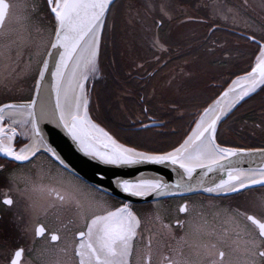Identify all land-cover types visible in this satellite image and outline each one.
<instances>
[{"label":"snow or ice","instance_id":"1","mask_svg":"<svg viewBox=\"0 0 264 264\" xmlns=\"http://www.w3.org/2000/svg\"><path fill=\"white\" fill-rule=\"evenodd\" d=\"M244 3L247 6V0ZM116 8V0H45V11L41 13L40 4L33 3L32 11L38 13L34 26L37 38L23 42L7 39L0 47V61L4 62L0 70V94L15 96L22 91L19 81L23 75L34 74L30 99L0 102V158L4 160L0 163V172H7L6 179L25 203L26 214L56 215L68 231H71L69 225L83 222L82 229L69 237L62 235L60 228L49 232L42 224L29 230L21 217V233L32 245L39 244L35 249L38 255L56 257L44 264H153L156 255L162 257L159 264H264V199L254 206L256 211L252 214L228 211L221 227L203 214H197L190 221L177 219L178 229L183 230L186 225L189 229L179 239L173 235L172 225L164 223L157 213L154 219L163 231L149 230L145 237L141 231L142 221L129 204L115 209L109 204V193L98 186L105 179L103 175L96 185L84 184L48 143L41 124L62 130L83 156L101 165L130 167L146 163L172 165L181 170L174 184L160 179L117 177L113 183L127 196L208 193L229 198L253 186L264 188V147L244 149L218 143L219 125L223 120L238 106L264 93V26L259 28V35L253 30L246 37L257 46L258 53L254 54L255 63L250 71L230 73L235 78L230 83L222 82L227 87L215 98H209L210 102L205 100L197 106L194 126H190L182 142L171 151H142L121 142L117 132L101 127L90 115L95 82L106 78L101 65L105 35L112 33L115 43ZM12 9L11 0H0V39L7 38L5 21L10 18ZM161 11L166 14L164 7ZM160 24L158 20L157 29ZM148 41L152 49L166 50V41L158 31ZM21 46L29 50V59L22 71L18 70L23 55ZM113 79L118 81V75ZM119 91L121 95L130 94L124 88ZM17 137H23L28 143L17 149ZM43 153L51 158L50 164L55 162L56 171L53 173L51 168L45 171L41 167L40 179L46 178L49 182L39 185L44 195L36 201L32 197L38 189L36 181L22 177L18 169L35 165ZM252 153L260 154L261 163L257 167H240L243 158ZM13 162L18 163L9 170L8 165ZM197 169L202 171L199 178L194 179ZM213 171L219 172V178L205 183L203 177ZM16 203L7 193L0 201L6 210ZM68 209L74 210V219L64 223L62 217ZM189 211V204L180 205V213ZM249 222L254 227H249ZM165 234L176 239L174 246L166 245L168 254L161 251L164 246L161 236ZM190 235H195V244L188 243ZM138 241L142 243L139 248ZM185 245L191 252H185ZM24 251L22 247L13 249L7 241H0V264H21Z\"/></svg>","mask_w":264,"mask_h":264},{"label":"rangeland","instance_id":"2","mask_svg":"<svg viewBox=\"0 0 264 264\" xmlns=\"http://www.w3.org/2000/svg\"><path fill=\"white\" fill-rule=\"evenodd\" d=\"M144 2L146 5L138 6L135 9L131 2L128 4L126 0L117 1L115 43H113L112 33H107L101 54V65L106 78L95 82L90 104V115L94 122L104 125L106 130L117 132L121 142L135 145L141 150L147 149L150 143L149 139H154L158 132L162 135V137L160 136L161 143L168 141L170 134L174 132H177L179 136L181 130L189 125V119L191 117L193 119L198 114L197 106L209 98H215L218 94L217 84L219 83L216 82L222 83L226 77L233 79L235 75L230 76V73L242 74L246 69L244 61H242L244 47L228 45L231 44L229 36H225L223 32H216L212 35L211 38L214 37L217 43L209 47L203 42L208 38V33L204 31L205 26L192 22V19H197V14L190 11L183 13L182 17H186L185 19H179L178 22L183 23L182 26L175 28L172 26L169 30L170 34L173 33L175 40L186 42L182 47L189 46L187 45L189 43L193 44L191 43L193 38L197 37L192 34L195 31L201 40L196 38L195 40L198 39V42L187 49H191V57L198 55L194 59H198V53H200V60L192 63L194 59L187 58L180 62L183 71L176 72L167 66L162 68L165 70L164 73H162V69L158 68L148 77L147 73H142L136 65L143 64L142 69L148 70L149 68L146 67L149 64L147 57L151 54L148 38L157 32L158 21L157 18L152 19L150 16L152 14L153 17L158 16L162 23L168 18L169 21L166 20V23L171 25L172 21L182 14L176 6L169 14L168 1L166 0H144ZM144 7L148 12L144 11ZM162 7L166 9L168 17H165L164 12L161 11ZM219 11H214L217 18L221 15L220 12L222 13ZM188 17L191 18V21ZM165 38L166 36L162 35V39L166 40ZM218 43L220 45H217ZM194 48H197L196 52L193 51ZM3 63L0 61V67L3 66ZM25 63L19 62L18 70L22 71ZM156 65L153 63V66ZM129 72L133 75H127ZM114 75H118V81L113 79ZM125 75L129 79H124ZM33 80L34 74H26L23 75L19 84H32ZM89 87L91 88L93 85L89 84ZM121 88L126 89L130 94L121 95L119 91ZM140 97L144 99L141 100ZM147 107L156 116H160V112L164 111V118L168 117V123L163 120L161 124L158 119L159 122L151 116L147 117L148 113L145 111ZM245 110L249 109L241 107L235 115L242 111L245 112ZM189 115L190 118H188ZM256 120L260 124L257 130L252 131L247 125L249 123H246L242 125L243 131L239 132H236L235 126L230 125L227 121L229 124L226 122L227 125L221 127L219 141L230 145L239 144L240 140L241 142L250 140L253 145H264V114L257 112ZM144 125H148V127H144ZM121 130L126 131L121 132Z\"/></svg>","mask_w":264,"mask_h":264},{"label":"flooded vegetation","instance_id":"3","mask_svg":"<svg viewBox=\"0 0 264 264\" xmlns=\"http://www.w3.org/2000/svg\"><path fill=\"white\" fill-rule=\"evenodd\" d=\"M168 1L167 10L169 14L175 9L181 11V16L176 20L170 23H166L169 21L167 18L164 22L160 24L159 29H157L160 37L162 35L166 36L165 43V51H157L155 49L150 48L151 54L148 58L149 64L146 65L147 69L140 68L142 73H147L146 75L149 77L150 73L156 72V69L166 68L170 66L174 71L180 72L183 71V66H180V62L186 60L187 58H196L197 56H190L191 49H187L189 46L198 42L199 35L193 31L192 34L194 36L197 35L196 38H193L191 43L187 44L189 46H183L185 41H178L173 38V33L170 34L169 28L174 26H182L183 23H179V19L183 20L186 17L183 13L185 12H193L197 14V19H192V22L198 25H204L205 30L208 34V38L205 39V42L209 47L216 45L217 41L212 37V35L216 32H223L225 36H229L230 43L228 44L231 47L233 45H239L244 47V52L242 55L244 59V68L246 71L248 67L253 62L255 55L257 53V46L252 42L246 39L247 35L255 31L256 35H259V28L264 26V0H247V6H245L244 0H166ZM126 2H131L132 7L137 9L138 6L146 5L144 0H126ZM170 2V3H169ZM13 4L12 13L9 19L5 21V32L7 34L6 39H0V47L4 43L7 42V39H15L18 41H28L35 40L37 38V34L34 31V26L37 22L38 13L32 11L33 3L40 4V12L43 13L45 11V0H11ZM231 9V11H229ZM222 11V13L220 11ZM144 11L148 12L145 9ZM214 11H219L221 15L216 16ZM169 14H165V17H168ZM152 19L157 18L158 16L153 17V14L150 16ZM191 21V18L188 17ZM188 21V20H187ZM170 25V26H169ZM169 30V32H168ZM205 37V35H204ZM211 38V40H210ZM235 39V41H233ZM201 39H199L200 41ZM180 42V43H179ZM217 45H220L219 43ZM194 47V46H193ZM194 48L193 51H195ZM21 50L23 52L22 59L20 62L24 63L29 59V50L21 46ZM196 52V51H195ZM198 52V51H197ZM200 52V51H199ZM198 59H194L193 62H197L200 60V53ZM146 58V59H147ZM153 63H156V66H153ZM0 67V70H2ZM134 71V70H133ZM136 72V71H134ZM165 70L162 69V73ZM130 73V72H129ZM133 75V73H131ZM224 80H230V77H226ZM34 83V80H33ZM33 83L21 84L20 87L22 91L17 92L15 96L12 94L3 95L0 94V102H7L10 100H14L15 102H23L31 98L32 92L30 91ZM217 84L218 94L227 86V84H223L220 82ZM222 85V86H221ZM258 99L264 100V93L260 95L254 96L247 103H244L241 107L243 108H251L256 104L255 101ZM141 122V121H140ZM143 125V123H141ZM104 126V125H103ZM221 133V128L218 131V142L221 145L225 146H234V147H249L251 144H223L219 141ZM262 135V134H261ZM28 141L23 137H17L15 141V146L18 149L26 144ZM249 142V141H248ZM259 147H264V145H259ZM51 158L46 154L40 155L39 160L36 161L35 165H27L20 167L18 171L21 173L22 177H31L36 181L38 189L37 191L32 193L33 199L39 201L40 198L44 195L41 191H39V185L47 184L49 181L45 178L44 180L40 179L41 167L47 171V169L51 168L53 173H55V162L49 163ZM0 163H4V160L0 158ZM18 162H13L8 165L9 170L16 167ZM7 172H0V201L4 198L7 193L10 197L15 199L17 203L10 209L6 210L2 205H0V241H7L9 245L15 248H24L25 251L21 257V264H44L45 261L55 260V256H40L37 254L35 250L39 247V244L36 246L32 245L31 241L24 237V235L20 231L21 217H23V224L26 225L29 230H34L35 226L38 224H42L45 228L49 230V232L56 230L57 228L61 229L62 235L71 236L73 232L82 229L83 222L76 221L74 224L69 225L71 231H68L62 227L61 219H58L56 215L49 214L38 215V216H30L25 212V203L21 201L16 194L15 190L9 185L7 179ZM66 178H68L66 176ZM81 180V179H80ZM82 181V180H81ZM84 184L86 182L82 181ZM89 185V184H87ZM23 187V184H21ZM264 199V188H252L251 190L245 191L240 195H232L229 198H219L209 195L196 194L189 196H180V197H172L159 201L148 202V203H127L130 208L134 211V213L141 219L142 221V229L144 236L146 237L149 234V230L151 232H162L161 225L157 223L154 219L157 213H159L161 219L164 223L171 224L173 229V235L176 236V239H179L180 236H184L188 231L187 225L185 229H178L175 225V221L177 219H182L186 221L192 220L197 214H203L210 222H213L217 227H221L224 225L225 221V213L230 210H241L247 211L249 214H252L255 210V205L259 203L260 200ZM108 202L112 206L113 209L121 207L126 202H123L119 199H116L112 196L108 197ZM187 203L190 205L189 213H180L179 207L180 205ZM259 214V213H257ZM153 218V219H150ZM63 222L67 223L68 220L74 219V210L68 209L63 214ZM249 227H254L249 222ZM176 239H171L166 234L161 236V240L163 241V245L161 247V251L165 254H168V249L166 247L167 244L175 245ZM189 244H195L197 242L195 235H190L187 237ZM142 243L140 241L137 242V247H141ZM186 253L191 252V249L185 245L184 248ZM162 259L161 256L156 255L153 257V264H159V261ZM0 260H2V256H0Z\"/></svg>","mask_w":264,"mask_h":264},{"label":"water","instance_id":"4","mask_svg":"<svg viewBox=\"0 0 264 264\" xmlns=\"http://www.w3.org/2000/svg\"><path fill=\"white\" fill-rule=\"evenodd\" d=\"M40 127L42 128L50 146L55 148V150L61 156V158L69 165V169L76 176H78L79 179H81L82 181L86 182L89 185H96L99 176L103 175L105 179L98 186L101 187L103 190H106L109 193V196H112L123 202L148 203V202L159 201L172 197L189 196L196 194L212 196L208 193H184L183 195H177V196H159V197H157L155 194H152L147 197L127 196L121 193L113 183V181L117 177H119L120 179H127V180H135L138 177L149 178V179H160L165 183L174 184L179 179L177 173L181 172V170L178 168L174 169L172 165H168L166 167L164 165H155V164H146V163L137 164L130 167H114V166L101 165L83 156V154L80 153L75 148L73 142L62 130L55 128L51 124H41ZM45 154L48 155L47 153ZM243 160L244 162L239 165L240 167L245 169L249 167H257L261 163V156L259 153H252L251 156H246L243 158ZM201 171L202 170L197 169L196 173L194 174V179L199 178ZM219 175H220L219 172L213 171L208 173L207 176H204L203 180L205 183L210 184L214 180H217L219 178ZM258 187L260 186L258 185L253 186V188H258Z\"/></svg>","mask_w":264,"mask_h":264},{"label":"trees","instance_id":"5","mask_svg":"<svg viewBox=\"0 0 264 264\" xmlns=\"http://www.w3.org/2000/svg\"><path fill=\"white\" fill-rule=\"evenodd\" d=\"M121 70H123V69H121ZM127 75H129V74H127ZM124 79L127 80L129 78H128V76L125 75ZM255 102H256V104L254 105V107L249 108V110H245V112L242 111L243 114L242 113H239L238 115L234 114L227 120L230 123V125L235 126L236 132L243 131L242 125H245L246 123H249L247 125H248V127L251 128L252 131L254 129L257 130L260 127L259 121L256 120V115H257V112H259V113L262 112L264 114V100L258 99ZM145 109H147V111H146V113H148L147 117L149 116V118H150V116H151V118H154L156 120L158 119L161 122V124H162L163 120H165L168 123V117L164 118V111L161 110L162 112H160V116L159 115L156 116L155 113H153L150 108L147 107ZM142 113L144 114V112H142ZM143 117L147 118L146 116H143ZM194 117L192 119V117L190 118V115H189V117H188V118H190L189 119V125L185 126L181 130L182 132L180 133L179 136H178L177 132H174L173 134H170V139L168 141L161 143L162 140L160 141V136L162 137V135H160V133L158 132L155 135L154 139H149L150 143H149L147 149L146 148H143V149L145 151L152 150V151H157V152L168 151V150L172 149L174 146L178 145L182 141V139L185 136V133L188 131L191 123L193 122ZM226 122H225V124H226ZM228 122H227V124H229ZM250 123H252V124H250ZM178 128H179V125H178ZM178 133H179V130H178ZM219 135L221 136V133H219ZM173 138H177V139L174 140ZM240 142H241V140H240ZM241 143L251 144L250 140H246V142H241ZM128 145H131V144H128ZM256 147H259V145H254V146L251 145L250 146V148H256ZM243 148H249V147H243ZM138 149H140V148H138Z\"/></svg>","mask_w":264,"mask_h":264}]
</instances>
